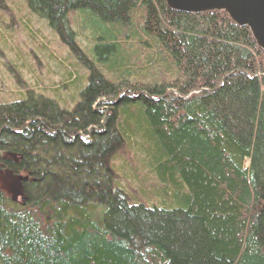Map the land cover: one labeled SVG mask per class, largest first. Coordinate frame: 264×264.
I'll use <instances>...</instances> for the list:
<instances>
[{
    "label": "trees",
    "instance_id": "obj_1",
    "mask_svg": "<svg viewBox=\"0 0 264 264\" xmlns=\"http://www.w3.org/2000/svg\"><path fill=\"white\" fill-rule=\"evenodd\" d=\"M20 1L79 58L66 98L0 103V264H264L249 29L165 0Z\"/></svg>",
    "mask_w": 264,
    "mask_h": 264
},
{
    "label": "rangeland",
    "instance_id": "obj_2",
    "mask_svg": "<svg viewBox=\"0 0 264 264\" xmlns=\"http://www.w3.org/2000/svg\"><path fill=\"white\" fill-rule=\"evenodd\" d=\"M55 35L43 20L28 13L22 1L0 0V103L21 98L29 90L65 98L73 92L67 71L77 65L79 48L68 50ZM79 45L83 46L81 41ZM129 170L126 175L134 177Z\"/></svg>",
    "mask_w": 264,
    "mask_h": 264
},
{
    "label": "water",
    "instance_id": "obj_3",
    "mask_svg": "<svg viewBox=\"0 0 264 264\" xmlns=\"http://www.w3.org/2000/svg\"><path fill=\"white\" fill-rule=\"evenodd\" d=\"M168 7L189 13L223 10L230 19L246 26L257 46L264 52V0H165ZM26 177L18 176L17 180ZM15 190V188H14Z\"/></svg>",
    "mask_w": 264,
    "mask_h": 264
}]
</instances>
